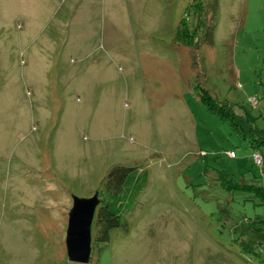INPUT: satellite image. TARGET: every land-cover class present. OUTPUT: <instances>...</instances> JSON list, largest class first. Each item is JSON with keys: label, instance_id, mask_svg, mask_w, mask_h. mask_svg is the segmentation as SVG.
Segmentation results:
<instances>
[{"label": "rangeland", "instance_id": "rangeland-1", "mask_svg": "<svg viewBox=\"0 0 264 264\" xmlns=\"http://www.w3.org/2000/svg\"><path fill=\"white\" fill-rule=\"evenodd\" d=\"M191 1L43 0L49 7L44 21L27 25L23 11L13 10L20 0H0L2 108L11 98L16 103L9 139L0 134V264H85L67 256L68 210L74 195L97 191L103 197V178L118 163L144 169L147 181L109 239L93 242L86 264H264V230L242 227L264 215V205L250 191L227 187L243 177L264 184L263 162H254L252 147L200 100L205 91L234 103L255 97L251 111L264 124V0H216L213 41L197 42L189 61L193 83H184V97L165 94L155 101L147 94L150 81H140V100L124 77L136 67L131 59L141 54L142 34L155 50L169 47ZM128 2L130 40L124 45L131 59L108 57L114 80L57 77L81 62L78 47H95L94 56L105 61L106 46L118 37L110 31L121 29ZM195 25L196 15L189 26ZM27 28L42 32V54L34 55L20 38ZM195 33L197 39L201 28ZM43 62L52 81L37 75ZM103 100L110 108H102ZM260 150L264 158V146Z\"/></svg>", "mask_w": 264, "mask_h": 264}, {"label": "crops", "instance_id": "crops-1", "mask_svg": "<svg viewBox=\"0 0 264 264\" xmlns=\"http://www.w3.org/2000/svg\"><path fill=\"white\" fill-rule=\"evenodd\" d=\"M20 2V6L14 8L13 10L18 15H21V12L23 11V14L26 16L27 25H31L34 21H37L38 25H40L44 21L43 14L44 12L48 11L49 7L44 8L43 0H37L36 2L35 0H20ZM129 8V2L122 7L121 29H118L116 31H110L112 34H114L115 32V34L120 37L121 41L123 40L121 42V48H119L116 44L118 41H120V39L117 37V41L113 42L114 44L106 46L105 61L101 62L99 58L94 56V53L96 51L95 47H78V50L80 51L81 62L74 68H72L71 70L73 71L71 73H68V75L65 72H60L56 74L57 77H60L62 81H67L70 77L79 78L78 81H112V79L114 80V69L110 64L107 65L106 62L108 60V57L110 59H113L118 55L128 56L130 58L131 51L129 47L127 48L124 45L126 40H130V34L125 29V25L127 22L126 18H128L131 13ZM176 30L173 36V42L169 44L170 48L160 46V49L158 47L156 50L153 49L152 46H149L147 44V36L144 33L142 34L143 40L141 41V43L143 46H141L140 48L141 56L139 55L138 58L134 57L133 59L130 58L136 67L128 68L124 76L128 79V81H132L131 86L134 91L136 90L140 100L142 98L139 84L140 81H150L151 88L149 89V91H147V94L152 95L155 101L163 99V96L165 94H168L169 98L172 99L174 97H177L178 95L184 97L185 92L187 91L184 83H189V85L193 83V67H191L189 61H191V55H194L195 49L193 46L184 45L183 42L175 41ZM41 33L42 32H31V30H28L27 28V30L20 34V38H23L28 41L26 47L28 49L31 48V52L34 55H37L38 52L42 54L45 51L44 49L46 48L45 44L47 43V41L44 38L38 40ZM171 48L176 50V52L174 53V62H177L175 64H171ZM92 55L93 57H91ZM137 69L139 71H137ZM35 70L37 71V75L41 78L42 81L53 80V77H51V74L53 72L51 71L49 63L43 62L42 64L37 65V69ZM3 71L4 73L2 76L7 78L9 75L8 68L3 69ZM82 76L87 78V80H81ZM162 81H164L168 86L165 88L164 91H161L159 89V85ZM190 89L192 90L191 86ZM103 101L104 103L102 104V108H110L108 105V101ZM5 103L6 101L3 99L2 96H0V126L2 125V132L0 134L5 135V137L3 138L9 139L10 125L11 122L14 121V117H16L14 113L16 112V103L15 100L11 98L8 101L10 106H8L7 108H2ZM182 105L183 108H187V102L185 100L183 101ZM8 111H12L14 114L8 116ZM183 111L185 112V114H187V109L185 110L184 108ZM4 116L11 118V120L8 119L2 124L1 120L4 118ZM231 150L232 148L226 149V151L228 152ZM228 152L227 154L229 155ZM239 159L244 160L245 157H241ZM243 179L247 178L243 177Z\"/></svg>", "mask_w": 264, "mask_h": 264}, {"label": "trees", "instance_id": "trees-1", "mask_svg": "<svg viewBox=\"0 0 264 264\" xmlns=\"http://www.w3.org/2000/svg\"><path fill=\"white\" fill-rule=\"evenodd\" d=\"M194 3H196L198 10H195ZM215 5L216 0H208L206 4H203L202 0H195L194 2L192 0L180 18L175 41L184 42L188 46H193L194 49L200 38L212 42V28L215 24ZM208 9L211 10L210 16H208ZM194 15H196L195 29L189 26ZM196 28H201L202 35L194 39ZM200 100L212 112L227 120L233 131L252 147V152L256 149L260 150L264 146V124L261 126L257 124L256 115L251 111L250 102L249 105L241 100H236L237 103H234L227 100L215 99L206 91L200 94ZM260 114L264 118V110ZM262 159L263 164L261 168L264 170V158ZM146 181V171L135 165L118 163L109 169L102 182V193L104 195L103 197H99L100 201L94 214L91 247H93V242L95 244L97 242L105 243L109 239V231L111 228L121 223L123 209L141 191ZM227 187L250 191L264 205V184L246 182V179H243L241 181L238 180L234 184L231 183V186L229 185ZM242 227L248 229V231H257L259 234L264 230V215L257 214L252 219H248L245 223H242ZM240 234L243 237L248 232L242 231Z\"/></svg>", "mask_w": 264, "mask_h": 264}, {"label": "water", "instance_id": "water-1", "mask_svg": "<svg viewBox=\"0 0 264 264\" xmlns=\"http://www.w3.org/2000/svg\"><path fill=\"white\" fill-rule=\"evenodd\" d=\"M99 201L97 191L89 196H73L65 234L66 252L70 260L85 264L90 260L92 223Z\"/></svg>", "mask_w": 264, "mask_h": 264}, {"label": "built area", "instance_id": "built-area-1", "mask_svg": "<svg viewBox=\"0 0 264 264\" xmlns=\"http://www.w3.org/2000/svg\"><path fill=\"white\" fill-rule=\"evenodd\" d=\"M256 101V98L255 97H251L250 98V102L254 103ZM230 155H234V152L233 151H229ZM252 157H253V160L257 163H261L262 162V158H263V155H262V152L258 149L254 150L252 152Z\"/></svg>", "mask_w": 264, "mask_h": 264}, {"label": "bare ground", "instance_id": "bare-ground-1", "mask_svg": "<svg viewBox=\"0 0 264 264\" xmlns=\"http://www.w3.org/2000/svg\"><path fill=\"white\" fill-rule=\"evenodd\" d=\"M263 155V154H262Z\"/></svg>", "mask_w": 264, "mask_h": 264}]
</instances>
